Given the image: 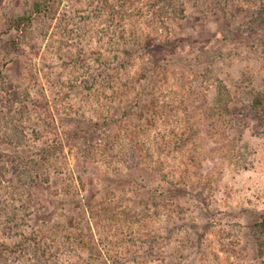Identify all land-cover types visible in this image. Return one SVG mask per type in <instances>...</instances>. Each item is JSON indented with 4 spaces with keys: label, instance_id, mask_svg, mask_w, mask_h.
Wrapping results in <instances>:
<instances>
[{
    "label": "rangeland",
    "instance_id": "1",
    "mask_svg": "<svg viewBox=\"0 0 264 264\" xmlns=\"http://www.w3.org/2000/svg\"><path fill=\"white\" fill-rule=\"evenodd\" d=\"M39 2L53 11L34 12ZM30 14L33 24L19 29L16 20ZM134 33L173 46L150 40L128 69L99 77V91L83 89ZM147 64L158 69L143 80L140 109L123 117L117 104H136L124 87L134 85V98ZM25 99L41 102L23 129L31 116L48 119L44 139L67 148L68 160L52 161L66 173L43 169L32 186L27 172L23 189L31 204L25 228L53 244V262L264 264L256 226L264 215V0H0L7 152L21 139L13 115ZM109 112L105 127L88 124ZM171 181L188 192L154 194Z\"/></svg>",
    "mask_w": 264,
    "mask_h": 264
},
{
    "label": "trees",
    "instance_id": "2",
    "mask_svg": "<svg viewBox=\"0 0 264 264\" xmlns=\"http://www.w3.org/2000/svg\"><path fill=\"white\" fill-rule=\"evenodd\" d=\"M52 7L53 4H51V2L46 5L39 2L36 4L34 12L49 14L53 11ZM35 19L36 18L33 14L23 15L16 20L15 24L19 29L25 30L33 24ZM121 38L124 42L123 44H119V48L114 50L116 51L114 62H102L100 65L96 66L93 72V74H95L94 80L84 81L83 89L87 85L88 90L91 92L98 86L99 91V77H110L111 79H114L115 74L120 73L121 70L128 69L129 66L136 61L135 57L140 55L139 51L141 48L144 49L154 43H163L168 48L173 46L169 40H164L161 37L153 38L151 35L142 36L134 33L122 36ZM150 40H152L150 42L151 44L149 43ZM116 43H118V41H116ZM98 60L101 61V58ZM145 68V70H142V74L139 78V85L141 88L136 92L134 98L131 96L132 94L129 93L131 91V88L129 87L134 85L123 86L125 90L123 93L124 96L130 97L132 101L135 100L136 102V104L132 105L130 108H123L121 104H117L116 112H119L123 117H130L135 113L136 109H140L138 106L141 104V99L146 93L147 86L143 80H151V78L154 77L155 70L158 69V66L154 67L147 64ZM137 82L138 81L136 80L132 83L138 84ZM225 90L231 94L226 86ZM42 93L43 97L46 98L47 95L46 92H44V88H42ZM17 94L18 93L15 92L13 96H16ZM150 95L153 99V92H151ZM39 102L41 101H28L25 99L16 104L17 108H20V114L13 115V119L16 130L21 135V139L19 142L12 141L11 143H8L15 149L13 153L0 148V264H3V261H5V263L10 262L11 264H60L56 262V260L54 262L51 260L52 255L48 248L52 249L53 244L50 242L48 243V240H46L45 237L42 238V235H40L38 230H33V232L28 233L24 224L25 213L30 210L31 207L30 201L28 202L29 199L24 197L25 193L23 192V189L27 187V172L31 175L30 177L33 186L36 183L37 178L40 177L43 179V169L49 171L51 175L53 173L55 176L66 173L62 168L54 166L52 161L55 157L59 161L64 158L65 160H68L67 148L61 138H59V140L54 139L53 141L44 139L46 136L44 135L43 128L46 126H52L48 119L41 118L37 121H33L31 116L29 122L33 123L30 128H27L28 131L23 129L22 125L26 123V116L28 114H33L31 109H36L40 105ZM152 103L153 102H151V104ZM43 106H45V104H43ZM49 106L50 105L47 103L46 107ZM102 118L103 121H100V119H91L87 120V122L92 127L100 129L109 124L111 113H107L105 118ZM42 124L44 126H41ZM25 148L28 150L30 149L31 152L26 153L24 151ZM68 168L67 172L69 174V179L77 178V176L75 177L76 172L74 168ZM187 192L188 189L185 186L171 181L167 186H162L160 189H156L154 194H167L169 197L177 198L181 196L183 197ZM69 195L75 199L78 194L73 191L69 192ZM77 215L74 214V216L71 217V222L75 225H77ZM256 226L264 232V215L261 216L260 220L256 223ZM93 259L92 256L87 257L82 263L93 264ZM105 264H107V262H105Z\"/></svg>",
    "mask_w": 264,
    "mask_h": 264
}]
</instances>
